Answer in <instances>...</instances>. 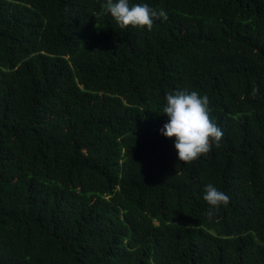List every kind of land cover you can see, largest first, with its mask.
Listing matches in <instances>:
<instances>
[{
  "label": "trees",
  "instance_id": "1",
  "mask_svg": "<svg viewBox=\"0 0 264 264\" xmlns=\"http://www.w3.org/2000/svg\"><path fill=\"white\" fill-rule=\"evenodd\" d=\"M105 2L0 0V264H264V0H130L151 31ZM185 88L224 132L186 164Z\"/></svg>",
  "mask_w": 264,
  "mask_h": 264
},
{
  "label": "clouds",
  "instance_id": "2",
  "mask_svg": "<svg viewBox=\"0 0 264 264\" xmlns=\"http://www.w3.org/2000/svg\"><path fill=\"white\" fill-rule=\"evenodd\" d=\"M103 14H110L120 28L128 26L147 28L151 31L156 20L167 21L164 9H156L147 3H130V0H106L102 5ZM259 94V87L252 89V97ZM163 114L167 122L160 133L174 139L179 161L191 163L208 154L212 147H219L224 136L221 127L211 119L213 109L208 95L187 88L166 94ZM204 201L209 208L206 212L211 220L221 206H227L230 196L209 183L204 189Z\"/></svg>",
  "mask_w": 264,
  "mask_h": 264
}]
</instances>
